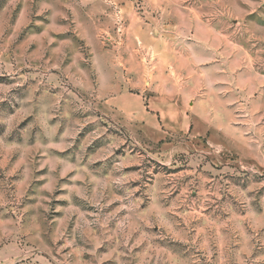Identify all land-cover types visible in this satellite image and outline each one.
Segmentation results:
<instances>
[{
	"label": "rangeland",
	"instance_id": "1",
	"mask_svg": "<svg viewBox=\"0 0 264 264\" xmlns=\"http://www.w3.org/2000/svg\"><path fill=\"white\" fill-rule=\"evenodd\" d=\"M0 264H264V0H0Z\"/></svg>",
	"mask_w": 264,
	"mask_h": 264
}]
</instances>
